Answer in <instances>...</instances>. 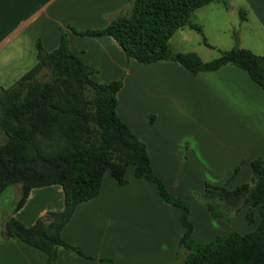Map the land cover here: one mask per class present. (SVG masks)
Returning a JSON list of instances; mask_svg holds the SVG:
<instances>
[{"label":"crops","instance_id":"crops-1","mask_svg":"<svg viewBox=\"0 0 264 264\" xmlns=\"http://www.w3.org/2000/svg\"><path fill=\"white\" fill-rule=\"evenodd\" d=\"M225 1H211L192 12L190 21L200 27L197 33L201 34L202 25L195 11L217 9L215 5H220L225 17L234 7L239 22L251 15L264 32V0H236L235 6L230 4L232 0ZM127 3L0 0V87L11 86L35 64L37 39L50 51L63 31L70 50L96 69L90 75L92 80L121 78L114 111L144 142L153 174L171 195L188 203L191 240L205 243L216 234L252 230L257 215L248 225L243 218L245 207L229 220L213 217L194 193L202 192L205 182L232 189L250 180V161L264 156V90L246 71L229 63L195 74L175 60L140 63L126 59L109 35H79L69 28H103ZM184 28L191 29H177L168 39L171 51L193 52L207 61L204 56L211 44L204 38L202 47L193 43L190 47ZM225 28L234 26L227 23ZM179 42L187 43L188 49H180ZM124 177L126 183L120 185L105 172L98 195L75 205L60 237L83 255L57 245L54 264H108L104 258L114 264H162L172 259L184 231L179 221L181 209L164 201L154 182L136 178L132 167L125 169ZM63 207L59 184L31 187L18 208L6 213L0 204V225L2 219L13 217L31 226ZM45 259L42 250L19 238L0 236V264H45Z\"/></svg>","mask_w":264,"mask_h":264},{"label":"trees","instance_id":"trees-1","mask_svg":"<svg viewBox=\"0 0 264 264\" xmlns=\"http://www.w3.org/2000/svg\"><path fill=\"white\" fill-rule=\"evenodd\" d=\"M127 1L131 4L129 15H117L103 28H69L79 35H109L126 59L140 63L175 60L192 74L229 63L246 71L264 90V57L247 49L232 47L207 61L193 52L171 51L168 39L173 32L184 26L200 32L190 16L196 8L214 0ZM202 42L205 43L203 37ZM35 47V64L11 86L0 87L4 94L11 93L0 98L4 111L2 127L7 136L6 143L0 145V190L8 183L21 181L24 188L18 208L31 187L59 184L64 207L58 213L41 216L31 226H24L13 217L2 219L0 236H15L42 250L45 264H54L57 245L83 255L60 237V229L78 202L98 195L105 172L121 185L126 183L124 172L130 166L136 178L154 182L159 196L181 209L179 221L184 231L175 255L162 264H175L180 256V264H264V156L250 161L248 182L232 189L205 182L203 191L196 194L211 216L224 220L245 207L243 218L248 225L257 215L254 228L242 234H216L208 242L195 243L190 238L188 203L171 195L153 174L144 142L114 111L121 78L109 82L92 80L90 75L96 69L82 63L70 50L63 31L52 50H44L38 39ZM43 67L52 73L49 81L36 78ZM67 76L90 88L92 97H76L65 81ZM20 92L23 96L17 98ZM103 260L114 264L109 258Z\"/></svg>","mask_w":264,"mask_h":264},{"label":"rangeland","instance_id":"rangeland-1","mask_svg":"<svg viewBox=\"0 0 264 264\" xmlns=\"http://www.w3.org/2000/svg\"><path fill=\"white\" fill-rule=\"evenodd\" d=\"M237 3L236 0H232L230 4L235 6ZM217 9H200L199 11H195V17L197 21L202 25L201 34L197 33L194 30L184 28L183 32H187L190 36L189 42L191 43L190 47H192V43L194 45L200 44L203 46L202 37L205 38L206 42L211 44V47H207L206 52H208L207 60L214 58L218 55L219 51L227 50L232 47H239L249 49L251 52L264 56V32L260 29L257 24V21L251 17L246 22H239V15H237L235 8L230 11L225 17L222 11V8L218 7ZM131 4L128 2L123 9L120 11V15H129ZM192 20V17H191ZM238 22V24H237ZM227 23L233 24L234 29H226ZM173 39H171V44L173 43ZM180 49H188L189 46L185 42H179ZM175 48V47H174ZM52 76L51 71L47 67H43L36 74V78L38 80L49 81ZM65 81L69 86L70 91L78 98L88 99L92 97V92L90 88L87 86H82L77 84L71 80L70 77H65ZM9 93V94H8ZM4 94L0 90V98L2 96L11 95L10 92ZM22 92H20V96L17 98H21ZM2 118H4V111L0 107V145H4L7 141V136L2 127ZM13 120V118H12ZM23 184L21 181L19 182H11L6 184L0 190V204L4 212H8V210H12L16 208L17 203L23 194ZM204 188V187H203ZM203 191V190H202ZM201 192H195L194 198H196L199 202H201L196 194ZM202 203V202H201ZM46 222L50 221V218H46ZM182 260V256H180L175 264H180Z\"/></svg>","mask_w":264,"mask_h":264}]
</instances>
